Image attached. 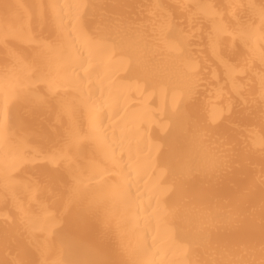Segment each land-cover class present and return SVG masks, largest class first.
<instances>
[{
	"label": "bare ground",
	"instance_id": "obj_1",
	"mask_svg": "<svg viewBox=\"0 0 264 264\" xmlns=\"http://www.w3.org/2000/svg\"><path fill=\"white\" fill-rule=\"evenodd\" d=\"M0 264H264V0H0Z\"/></svg>",
	"mask_w": 264,
	"mask_h": 264
}]
</instances>
